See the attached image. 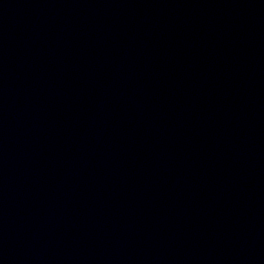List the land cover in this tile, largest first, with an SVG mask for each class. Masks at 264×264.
Instances as JSON below:
<instances>
[{
	"label": "water",
	"instance_id": "water-1",
	"mask_svg": "<svg viewBox=\"0 0 264 264\" xmlns=\"http://www.w3.org/2000/svg\"><path fill=\"white\" fill-rule=\"evenodd\" d=\"M0 264H264V0H0Z\"/></svg>",
	"mask_w": 264,
	"mask_h": 264
}]
</instances>
